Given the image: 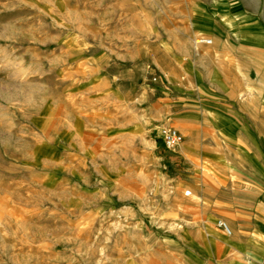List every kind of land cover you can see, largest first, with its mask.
Segmentation results:
<instances>
[{
    "label": "rangeland",
    "instance_id": "obj_1",
    "mask_svg": "<svg viewBox=\"0 0 264 264\" xmlns=\"http://www.w3.org/2000/svg\"><path fill=\"white\" fill-rule=\"evenodd\" d=\"M254 2L264 15V0ZM165 8L0 0V264L228 257L199 253L207 229L197 227V176L169 167L156 130L166 125L150 119L162 81L151 59L166 40L150 16Z\"/></svg>",
    "mask_w": 264,
    "mask_h": 264
},
{
    "label": "crops",
    "instance_id": "obj_2",
    "mask_svg": "<svg viewBox=\"0 0 264 264\" xmlns=\"http://www.w3.org/2000/svg\"><path fill=\"white\" fill-rule=\"evenodd\" d=\"M165 9L150 16L166 40L153 50L162 81L148 108L184 136L167 164L197 176V227L207 229L198 251L264 264V15L254 0H166ZM201 36L212 43L195 44Z\"/></svg>",
    "mask_w": 264,
    "mask_h": 264
},
{
    "label": "built area",
    "instance_id": "obj_3",
    "mask_svg": "<svg viewBox=\"0 0 264 264\" xmlns=\"http://www.w3.org/2000/svg\"><path fill=\"white\" fill-rule=\"evenodd\" d=\"M202 42L212 43V39L206 37H198L195 40V44H200ZM156 130L159 142H161L166 149L174 150L184 141V136L182 135V133L174 127L159 126ZM186 194L190 195L191 190H187ZM217 226L223 229L228 234H231V229L224 220H218Z\"/></svg>",
    "mask_w": 264,
    "mask_h": 264
}]
</instances>
